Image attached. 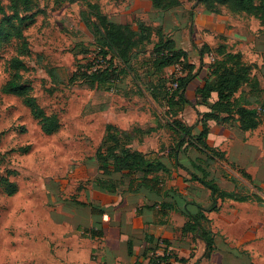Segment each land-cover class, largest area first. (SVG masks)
Returning a JSON list of instances; mask_svg holds the SVG:
<instances>
[{"label":"rangeland","instance_id":"1","mask_svg":"<svg viewBox=\"0 0 264 264\" xmlns=\"http://www.w3.org/2000/svg\"><path fill=\"white\" fill-rule=\"evenodd\" d=\"M177 2L164 10L149 0H30L24 5L0 0V264H116L105 261L102 241L88 230L95 222L92 214L99 211L98 196L110 194L95 183L101 174L94 153L112 118L123 122L128 112L138 115L134 111L168 116L163 98L171 96L164 89L172 76L169 68L153 74L156 105L146 97L153 45L160 39L179 44L183 38L194 44L191 11L203 15L198 0ZM99 14L128 27L129 47L106 46L94 25ZM252 24L257 26L255 20ZM227 27L214 37L216 45L226 43L256 65L264 61L263 55L251 53L250 45L236 50L239 28ZM101 50L108 52L105 59ZM109 59L118 73L113 86L91 87L86 75L108 66ZM253 72L264 83L260 70ZM12 79L23 86L21 92L5 90ZM247 140L258 155L248 173L261 181L251 189L263 202L253 201L264 207V121ZM159 141L170 143L169 135ZM224 170L236 175L237 166ZM225 179L220 177V183ZM229 203L223 201L220 211L208 215L217 229L237 225L232 217L251 216L247 205L234 203L235 213ZM153 208L162 212L160 203ZM259 219L264 221L262 215Z\"/></svg>","mask_w":264,"mask_h":264},{"label":"crops","instance_id":"2","mask_svg":"<svg viewBox=\"0 0 264 264\" xmlns=\"http://www.w3.org/2000/svg\"><path fill=\"white\" fill-rule=\"evenodd\" d=\"M223 7L224 5L219 6L217 12H209L202 5L203 15L200 16H198L199 13L194 15L191 11L192 18H195V25L193 24L195 27L193 32L190 29L189 33L193 36L194 44L187 42L185 38L181 39L179 44L176 43L177 47L187 55L188 62L193 65L191 66L193 77L184 88L188 104L182 107L175 119L187 126H192L193 134L200 132L199 118L208 112L217 100L215 91H210L206 95L202 94V88L208 79V63L211 58L209 54L201 56L200 48L204 44L216 46L217 40L214 37L228 31L227 26H231V30H234L237 25L239 29L235 37L241 42L237 47L234 45V48L242 52L247 45H250L251 53L264 57V26L260 21L244 12L226 13L222 10ZM254 20L257 22L256 27L252 24ZM177 29H182V23L179 22ZM242 60L245 63L255 62L245 61L243 57ZM256 69L260 70L264 78V61L257 63ZM255 75L259 81L260 92L259 96L249 98L250 107H255V103L264 97V83H260L258 74L255 73ZM147 79L145 88L149 95L146 92V97L149 104L156 105L159 97L154 98L151 95L153 83L150 82L153 81V77L148 75ZM163 100L164 108L168 109L166 99L163 98ZM134 112L138 115L128 112L122 116L123 122L112 118L106 124L114 125L120 133H128L133 137L128 144L130 148L146 155L152 153L163 166L171 171V174L164 178L159 194L143 186L138 189L135 187L132 190L128 189L130 179L140 178L141 172L124 176L123 184L110 194L100 193L98 197L101 200L95 202L99 205V208L97 207L99 211L92 214L95 222L88 230L90 232L91 229L98 228L100 231V234L95 236L102 241L105 261L116 264H134L137 261L138 264H145L147 259L143 258V252L147 246L148 237L156 240L166 239L168 248L174 251L177 257L187 260L185 264H264V221L259 219L261 215L264 217V207L253 201H260L261 198L251 189L261 181L258 183L257 177L252 178L248 173V168L256 163L258 158L247 140L250 132L254 130L242 131L239 123L234 120L207 119L206 143L217 154L207 158L196 148L183 145L176 149V157L173 158L170 156L171 131L167 128V124L172 120L171 115L167 113L168 116L156 118L146 112ZM220 116L224 117V114ZM164 133L169 135L170 143L168 144L159 141ZM235 166H237L236 175L228 174L227 176L224 169ZM197 167L207 172V179L213 180L218 189L227 194L218 197L213 203L210 190L198 180L191 178L192 173L199 177L203 176L202 170ZM222 176H225L228 182L221 184L219 179ZM113 178L119 179L121 175L113 174ZM223 201H229L230 210L235 213L239 210L234 203L247 205V214L251 216L232 217V220H237V225H225L217 229L208 215L211 212L220 211ZM161 202L166 204L162 212L153 208L155 203ZM198 206L205 210L208 222L203 226L210 230L213 239L212 249L208 252L205 250V243L197 236L196 230L183 232L189 215L196 214ZM162 246L164 245L160 243L156 247L157 253Z\"/></svg>","mask_w":264,"mask_h":264},{"label":"trees","instance_id":"3","mask_svg":"<svg viewBox=\"0 0 264 264\" xmlns=\"http://www.w3.org/2000/svg\"><path fill=\"white\" fill-rule=\"evenodd\" d=\"M30 0H15L18 4H27ZM151 5L156 9H168L178 4L177 0H149ZM203 4L205 10L209 12H217L219 6H227L232 12H244L256 17L264 26V0H198ZM217 8V10H216ZM1 10V5H0ZM97 24H94L97 31L103 36L102 39L106 46L114 44L116 47H129L131 41H126L127 26H123L115 21L108 20L105 16L99 14L97 16ZM162 33V32H161ZM4 39V34L0 32V42ZM152 50L153 57L149 64V75L153 77L158 70L168 68L169 66L179 62L182 59L184 74L177 78V89L166 97V105L168 107V114L171 115L172 120L167 124V128L171 131L172 149L170 156L176 157V149L181 146H192L205 154L207 158L211 155L217 154L206 143L207 136V119H215L219 121H237L239 128L242 131L255 130L264 121V114L257 112V107H250V97L259 96V81L253 72L257 65L255 63H245L242 60V54L238 51L232 52L226 48L225 44H218L214 47L204 44L199 54H209L212 61L209 62L208 79L202 88V94L206 95L210 91H215L217 100L212 104L210 110L201 115L199 122L201 123V130L198 134L192 133V126H187L180 120L175 119L185 104H188L184 95V88L192 79L191 66H188L187 55L174 41L168 39H160L157 41ZM101 58H106L108 52L101 50L98 52ZM112 60V59H111ZM106 67H95L86 75L88 84L93 88H103L109 90L113 86V82L117 77L116 67L111 65ZM118 61L120 59L118 58ZM148 69V70H149ZM14 79L9 80L5 86V90L9 92H21L23 86L16 85ZM152 91L151 95L157 98V86L154 81H151ZM244 87H247L245 89ZM166 90V83H164ZM243 90H246L243 91ZM167 91V90H166ZM168 92V91H167ZM261 106H264L262 103ZM171 110V111H170ZM220 114H224L221 117ZM148 132V131H147ZM131 137L128 133L119 132L118 129L111 124H106L104 135L100 146L96 149L94 157L96 160L97 169L101 176L96 179V184L109 192L123 183L124 176H132L137 172H141L142 176L138 179H130L128 189L132 190L134 187H146L155 193H161V184L164 183V178L169 177L171 171L161 164L155 155L150 157L139 151L133 150L128 146L131 142ZM203 176L199 177L195 173L191 174V178L198 180L201 184L207 187L212 196L213 203L218 197H222L227 193L218 189L213 180L207 179L208 173L203 169ZM121 175V178H113V174ZM262 200L260 199V202ZM263 202V201H262ZM261 202V203H262ZM86 206V204L83 203ZM166 204L160 203V208L165 207ZM93 208V206H91ZM205 210L198 206V212L194 215H189L184 227L185 231H195L197 236L205 243V250L208 252L212 249V236L209 229L203 226L207 223ZM92 236L99 235L98 228L91 229ZM164 245V253L157 255L156 247L159 244ZM155 245L154 247L151 245ZM168 242L166 239L158 238L152 239L147 237V246L143 252V258L147 259V264H159L160 260L173 258L179 264L187 262L184 258H179L172 253H165ZM130 251V250H129ZM128 251V252H129ZM149 252H152L149 254ZM134 264H138L137 261ZM195 264V263H193Z\"/></svg>","mask_w":264,"mask_h":264},{"label":"built area","instance_id":"4","mask_svg":"<svg viewBox=\"0 0 264 264\" xmlns=\"http://www.w3.org/2000/svg\"><path fill=\"white\" fill-rule=\"evenodd\" d=\"M210 58L212 60L211 55H210ZM168 68H169L170 74L172 76L170 77V79L166 83V90L168 91V93L172 94L177 89V86H178L177 78L180 77L181 75H183V72H184L182 59L179 62L169 66ZM257 112L260 114H264V106L258 107ZM166 250L167 251L165 253L170 252V249L168 247H166ZM163 253H164V246L162 247L160 252L157 253V251H156L155 254L162 255ZM175 263H177V262L173 258H168L166 260H160L159 261V264H175Z\"/></svg>","mask_w":264,"mask_h":264}]
</instances>
